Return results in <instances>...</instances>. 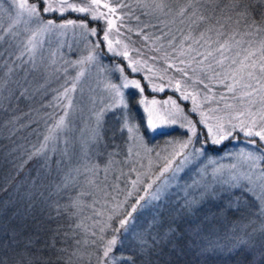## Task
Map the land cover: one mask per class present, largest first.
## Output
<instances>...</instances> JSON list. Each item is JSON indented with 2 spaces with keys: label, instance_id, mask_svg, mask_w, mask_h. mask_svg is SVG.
<instances>
[{
  "label": "rangeland",
  "instance_id": "rangeland-1",
  "mask_svg": "<svg viewBox=\"0 0 264 264\" xmlns=\"http://www.w3.org/2000/svg\"><path fill=\"white\" fill-rule=\"evenodd\" d=\"M104 2L117 9L108 17L114 24L109 40L115 51L108 50L107 42L100 43L98 48L95 46L107 29L105 21H91L89 17L78 13H65L64 20L87 22L88 29H97L96 36L71 26L63 30L54 29L53 34L40 37L39 46L30 54L25 50L30 34L26 28L35 29V23H19L12 34L0 32V107L7 112L3 124L13 129L11 133L36 126V130L28 131L35 153L45 143V136L53 137L37 156L45 170L53 162L58 180L63 181L59 190L74 196L79 230L88 228L95 232V237L98 236V250L94 252L91 264H113L103 257V250L107 242L116 237L119 221L131 211L136 199L145 194L143 189L148 182L156 181L150 192L160 184L166 185L165 190L159 200H149L143 209L138 207L137 212L133 213V223L138 220L136 217L140 212L151 209L152 216L148 214L150 222L156 209L167 201L186 204V198L191 200L195 197L199 204L205 196L217 198L221 194L230 195L241 191L229 186L230 175L249 169L245 153H264V144L258 138L246 137L239 128L233 129L227 123L230 117L233 118V124L240 120L251 121L247 114L238 116L239 112L246 111L249 98L240 97L241 89L238 88L237 98L233 99V93L225 87V84L231 83L225 77H230L236 66L231 65L230 60H225L223 65L214 62L220 59L216 49L223 43V38L218 40L215 31H206L214 21L207 24L197 22V26L193 24L196 17L190 14L181 16L179 10L188 0H165L167 7L163 11L155 7L159 0H102ZM259 2L264 4V0ZM10 5L12 0H0V27L4 29L11 23L8 13ZM12 7L14 9V5ZM101 11L107 13V9L102 8ZM43 15L45 19H55L58 24L64 22L58 18L59 14ZM240 28L242 32L246 31L243 21ZM201 32L205 33L202 40ZM261 39H264V34L259 37L253 35V48L259 47ZM197 40L200 42L196 43ZM123 52H127L128 56L120 54ZM209 52L213 55L204 60ZM90 54L96 58L87 61L86 57ZM225 55L234 58L235 49ZM256 59L259 60V56ZM130 60L132 66L138 67L140 71L131 70L128 66ZM181 60L185 63L181 64ZM77 61L84 63L79 64ZM196 61H203V64H197ZM208 64L212 67L208 68ZM121 68L123 72L119 71ZM178 68H185L188 77H182ZM81 72L83 75L76 79ZM215 73H219V76ZM125 77L127 80L140 81L143 91L134 86L121 87L124 104H120L110 86L123 85L126 83ZM198 79L204 80V84L192 83ZM219 80L224 83H219ZM73 81L76 83L75 91L69 92L66 97L61 96ZM169 81L173 87L168 86ZM177 81L181 82L183 91L196 96L199 111L205 113L213 133L216 131L215 125L223 123L226 138L218 144L214 143L208 126L197 123V135L192 145L185 150L186 154H190L189 160L182 163L181 157H176L173 167L178 166L180 171L175 176L171 172L165 173L157 180L165 162L163 158H172L173 144L187 140L191 134L185 126L187 120L183 117L186 115L188 120L194 122L200 119L199 113L190 112L192 100L180 99V93L174 87ZM204 85H208V88ZM160 86L164 87V91L154 90ZM13 91L18 95L16 99L20 98L22 105L25 103L26 106L23 108L21 105L17 107L18 110H25L29 114L23 116V120L16 113L8 114L12 107V110L15 109L14 105H9ZM130 93L135 96L139 114L143 118L147 132L145 135L130 110ZM169 97L179 104L182 113H178L171 103H163ZM241 99L244 104L240 103ZM252 99L256 103L252 105L251 111L258 119L260 100L255 94ZM153 100L158 103L153 104ZM61 116H65L67 126L50 131ZM172 118L176 119L175 124L168 123ZM129 127L133 128L132 132L128 131ZM107 130L111 138L104 137ZM229 132L231 135H228ZM158 133L159 137L155 138ZM23 135H26V131L18 134V137ZM253 139L256 140L255 145L249 143ZM232 165H236V168L233 169ZM217 169L221 172L218 173ZM261 170H264V161L254 169L256 175ZM138 177L143 183L134 188L132 181ZM59 181L53 185H60ZM130 191L134 192L132 197L127 195ZM120 204H123V208H117ZM258 209L261 214V209ZM261 219L264 225L262 214ZM82 221L85 223L81 224ZM136 225L129 236L142 240L144 234L141 228L135 229ZM77 236L80 243L81 240H87L82 233Z\"/></svg>",
  "mask_w": 264,
  "mask_h": 264
},
{
  "label": "trees",
  "instance_id": "trees-1",
  "mask_svg": "<svg viewBox=\"0 0 264 264\" xmlns=\"http://www.w3.org/2000/svg\"><path fill=\"white\" fill-rule=\"evenodd\" d=\"M247 2L252 4L253 14L260 20L264 6H258L255 0ZM15 92L9 104L15 109L12 107L8 114L16 113L22 119L29 114L18 110L22 100L16 99ZM128 102L145 135L133 93L128 95ZM22 106L26 108L25 103ZM1 109L0 255L8 257L9 264H13V257L19 259L21 252L27 253L26 259L32 264H91L98 250V236L88 228L79 230L74 196L59 190L63 181L58 180L53 162L45 170L35 154L28 131L36 130V126L11 133L13 129L3 124L7 112ZM24 131L26 135L18 137ZM158 135L160 133L154 137ZM108 136L107 130L104 137ZM58 181L60 185L54 186ZM258 211L253 195L242 191L221 194L217 198L205 196L192 208L178 201H167L156 209L150 222L151 209L136 217L135 229L141 228L142 240L126 236L124 229L116 231L115 254L117 259L130 258L134 264H249L248 249L253 250L257 258L264 250V225ZM79 233L87 240L80 243ZM242 240L247 241V249H240ZM143 243L152 245L153 251L140 255Z\"/></svg>",
  "mask_w": 264,
  "mask_h": 264
},
{
  "label": "snow or ice",
  "instance_id": "snow-or-ice-1",
  "mask_svg": "<svg viewBox=\"0 0 264 264\" xmlns=\"http://www.w3.org/2000/svg\"><path fill=\"white\" fill-rule=\"evenodd\" d=\"M258 6L260 5L259 0H255ZM14 5V9L12 7ZM12 5L9 6V20L11 23L7 29L0 27V32H7L8 34H12L14 28L19 23H24L25 25H31L35 23L37 27L35 29L26 28L29 31V36L27 39V47L25 48L30 54L35 51V49L40 44V37L45 36L46 34H53L54 29H67L69 26L73 28H81L86 30L91 36L97 35V29L91 28L88 29L87 22L81 21L77 22V20L67 19L64 20L65 13H78L83 14L85 17H89L91 21H98L103 19L107 24V29L103 31V36L100 40L95 42V46L98 48L100 43L107 42V47L109 51H115L112 47V41L109 40V34L112 28L114 27L113 21L109 19L113 13L117 11L116 8L111 7L109 3L104 2L102 0H12ZM155 7L161 11H163L167 4L165 0H159V3L155 4ZM107 9V13L101 11V9ZM59 14L58 18L64 20L63 23H56L55 19H45L43 14ZM199 13V15H197ZM179 14L184 16L185 14H190L192 17H196L193 20V24L199 23H209L210 21H214L206 31L211 33L215 31L217 39L223 38V43L219 44V47L216 49V52L219 54L220 59L214 61L216 64L223 65L225 60H230L231 65H235V69L232 71L230 77H225L226 79H230L231 83L225 84V87L228 92L233 93V99H236V93L238 88L241 89L240 97H248V106L245 112H239V117H244L246 114L248 117H251L250 122H246L245 120H240L239 123L233 124L232 119L229 118L227 123L231 125L233 129L239 128L240 131L244 132L246 137H256L259 141L264 144V39L259 41V47L253 48V35L259 37L264 34V12L261 13L260 21L258 22L253 14L252 4L247 2V0H188V3L180 8ZM241 21H243V28L246 31H241L240 25ZM198 26V24H197ZM233 26H235L233 28ZM205 33H200V39H204ZM239 37V39H237ZM247 37V39H245ZM185 39H191V37H185ZM200 40H197L196 43H199ZM207 42V41H206ZM246 45V46H245ZM191 48V45H189ZM235 49V57H229L225 55L226 52H231ZM124 57L128 56L127 52L120 53ZM197 55H201V53H197ZM213 55L212 52H209L206 56H204V60H207L208 57ZM259 56V60L256 57ZM96 57L90 54L86 57L87 61H92ZM195 59V58H193ZM77 63L82 64L84 61H77ZM181 64H184L185 61L181 60ZM197 64H203V61H196ZM133 72L140 71L138 67L132 66V61H129L128 65ZM208 68H211L212 65L208 64ZM119 71L123 72V68L119 69ZM178 72L182 74V77H188V71L185 68H178ZM195 71V69H193ZM83 75V72L79 73L76 79H79V76ZM216 76H219V73H215ZM211 79V78H209ZM126 83L123 85H111L110 87L116 93V96L119 98L120 104H124L123 94L120 92L121 87H130L134 86L136 89H139L141 92L143 88L141 87L140 81L138 80H127L125 77ZM219 83H224L223 80H219ZM149 83L151 81L149 80ZM195 84H204V80L198 79L192 81ZM169 87H173L171 81L168 84ZM205 88H208V85H204ZM175 90L180 93V99L189 100L191 99L193 102V107L190 109L192 113H199L200 119L198 121H191L187 119L185 115L183 119L187 120L188 139L182 142H176L173 144V150L171 153L172 158L169 159L164 157V164L160 169V172L157 176V180L160 177H163L165 173L171 172L173 176L180 171V168L173 167V162L176 157H181V162H186L189 160V155L186 154L185 150L192 145L194 138L197 135V123L208 126V119L205 116L204 112L199 111V106L196 103V96H190L185 91L182 90V85L180 81H177L174 85ZM76 83L73 81L71 83L70 88H65L64 91L60 94L63 97L68 96L69 92L75 91ZM244 89H250V91H243ZM156 91H164V87L160 86L159 88L154 89ZM259 97L261 108L259 109V118H256V114L251 111L252 105L256 103L254 99H252L253 95ZM223 99V94L221 95ZM153 104H157L158 101L153 100ZM164 104L171 103L178 113H182L183 109L180 108L179 104L171 97L168 100L163 101ZM241 104H244V100H240ZM71 106V100L69 99L68 107ZM226 107H230V105H226ZM67 115V110H65V116ZM65 116H61L59 120L56 122L53 129L50 131H55L56 129H63L67 125L65 123ZM223 121V117L220 118ZM177 121L175 118H172L168 121V123L175 124ZM149 124H151V120H149ZM155 127V125H152ZM259 128V130H255ZM215 133H213V127L208 126V131L210 134H213V142L220 143L223 141L225 137V130L223 123H218L215 125ZM129 132L133 131V128H128ZM228 135H231L229 132ZM218 136V138H216ZM53 139L52 136H45V143L41 145V149L37 150L35 153L39 155L40 152L47 147V142ZM249 143L255 145L256 140H250ZM259 151V149L257 150ZM159 155V154H157ZM244 158L249 162V169L244 172H233L228 180L229 186H234L237 189L244 191L245 194H253L254 198L258 200L257 207L261 209V214L264 215V170L259 172V175H256L254 169H257L259 163L264 161V153L260 155H256L253 152H248L244 154ZM232 168L235 169L236 165H232ZM88 171V169H85ZM218 173L221 172L220 169L216 170ZM143 181L138 179L136 181H132V184L135 188L137 184H142ZM156 184V181H150L144 187V195H140L138 199H136L135 204L131 205V211L127 212V215L124 219L119 221L120 227L116 229L117 232H120L121 229H124L125 235H130L132 229H134L135 224L133 223V213L137 212L138 207L143 209L149 200H159L161 198V194L164 192L166 185L160 184L158 185L154 191H149L153 189V185ZM243 185V187H242ZM139 191V189H136ZM128 197H132L134 192H128ZM142 201L144 203H142ZM202 202V199L201 201ZM198 204V201L195 197L191 200L186 198V207L192 208ZM117 208H123V204L117 205ZM239 210V209H237ZM111 219V218H110ZM79 227V225L77 226ZM170 232L174 233V229H170ZM156 241H153L155 244ZM240 249H247V241H240ZM123 242L121 241V246ZM117 246V240L115 237L107 242L106 247L103 250V257L106 260L113 262V264H134V261H131L130 258L119 260L115 254ZM30 247V245H29ZM141 252L140 255H145L146 252L153 251L152 245L147 243L141 244ZM239 250V249H238ZM248 255L251 257L249 264H264V250L259 252V257L257 258L255 252L251 249H248ZM19 259L13 257V264H32L30 260H27V253L21 252L19 253ZM0 264H9V258L0 255Z\"/></svg>",
  "mask_w": 264,
  "mask_h": 264
}]
</instances>
